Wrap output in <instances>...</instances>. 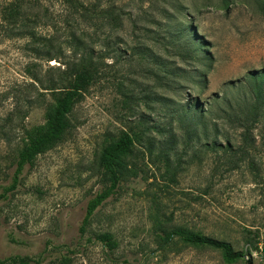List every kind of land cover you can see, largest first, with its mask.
Masks as SVG:
<instances>
[{
  "label": "rangeland",
  "instance_id": "374dc122",
  "mask_svg": "<svg viewBox=\"0 0 264 264\" xmlns=\"http://www.w3.org/2000/svg\"><path fill=\"white\" fill-rule=\"evenodd\" d=\"M40 1L52 24L62 28L59 33H66L68 24L84 34L100 70L76 104L64 138L27 164L9 189L26 130L44 125L46 108L37 100L43 90L25 73L33 61L23 48L25 39L0 37V259L264 264V146L253 172L248 167L216 171V157L208 151L193 162L188 157L157 161L136 143L117 191L81 230L89 200L106 185L98 165L104 144L122 131L137 132L139 116L149 125H167L176 102L188 96L213 103L214 93L233 92L231 86L249 72L264 71V0H80L87 7L83 17L71 0ZM119 15L122 29L111 20ZM109 35L113 40L121 35L123 43L115 42L112 57L105 58L99 43ZM189 41L213 60L187 58ZM57 51L52 55L60 58L37 61L44 72L75 60L71 48ZM210 63L202 90L198 71ZM176 226L226 239L244 256L227 262L220 250L178 238L163 245L161 228ZM104 232L114 236L116 248L97 239Z\"/></svg>",
  "mask_w": 264,
  "mask_h": 264
},
{
  "label": "trees",
  "instance_id": "16d2710c",
  "mask_svg": "<svg viewBox=\"0 0 264 264\" xmlns=\"http://www.w3.org/2000/svg\"><path fill=\"white\" fill-rule=\"evenodd\" d=\"M70 3L77 12H81V17L86 16L87 7L82 1L71 0ZM121 17L111 19L116 29L123 28ZM52 21L49 8L40 0L0 1V37L25 39L23 48L33 60L27 65L25 73L38 85V89L43 90L39 91L37 100L46 108L44 125L26 130V138L16 159L14 182L9 189L16 186L27 164H32L39 154L52 149L64 138L72 127L70 116L76 104L100 70L94 62V49L84 34H79L68 24L66 33H59L62 28L52 24ZM47 27L51 30L43 29ZM63 35L65 38L61 40ZM121 38V35H116L113 40L109 35L102 39L99 43L102 57H112L110 48L115 42L123 43ZM64 47L73 50L75 60L50 67L51 70L44 72L37 61L60 58L52 54L55 49L62 53ZM185 54L187 58L213 60L208 53L203 58L196 41L188 42ZM210 69L211 63L208 70L198 71V85L202 84V90L207 88ZM182 70L174 71V74L180 76ZM231 87L235 88L233 92L214 93L213 103L208 101L205 104L199 99L193 102L188 96L176 102L169 107L167 125H149L139 116L137 132L122 131L116 139L104 144L98 165L106 177V185L89 200L82 232H85L96 210L117 191L125 172L129 170L126 161L136 149V143L144 146L147 156H154L157 161L170 162L175 157L180 162L188 157L189 162H193L208 151L216 157V171L223 167L227 171L248 167L254 172L258 163L262 162L260 151L264 146V71H251L242 83ZM48 94L49 99L46 98ZM158 236L163 245L178 238L190 245L220 250L227 262L244 256L243 251L236 250L230 241L187 227L161 228ZM97 239L110 249L117 246L110 232L99 234ZM30 260L29 257L16 255L0 259V264H29Z\"/></svg>",
  "mask_w": 264,
  "mask_h": 264
}]
</instances>
